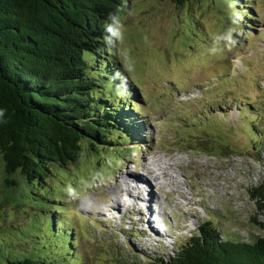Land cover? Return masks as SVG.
Listing matches in <instances>:
<instances>
[{
	"label": "rangeland",
	"instance_id": "rangeland-1",
	"mask_svg": "<svg viewBox=\"0 0 264 264\" xmlns=\"http://www.w3.org/2000/svg\"><path fill=\"white\" fill-rule=\"evenodd\" d=\"M127 5L115 18L116 44L109 43L123 76L104 83L106 97L123 105L120 115L127 117L124 153L112 155L118 145L86 151L77 164L53 167L42 188L27 186L19 173L10 185L0 156V251L10 248L0 262L29 255L37 245L28 233L40 237L42 230L51 232L52 243L40 238L38 254L48 256L51 244L57 254L65 246L73 252L74 239L76 264L169 258L205 221L245 240L264 236L254 223H264V214L251 196L264 181V0ZM158 164H171L181 187L162 177L151 188L160 197L157 229L169 228L162 234L145 229L137 212L144 214L142 204L128 209L122 185L132 184L130 172L148 177ZM12 192L19 201L8 199ZM39 194L48 205L35 202ZM115 198L122 212L111 211Z\"/></svg>",
	"mask_w": 264,
	"mask_h": 264
},
{
	"label": "trees",
	"instance_id": "trees-1",
	"mask_svg": "<svg viewBox=\"0 0 264 264\" xmlns=\"http://www.w3.org/2000/svg\"><path fill=\"white\" fill-rule=\"evenodd\" d=\"M128 1L0 0V156L10 185L17 184L13 179L19 173L27 186L42 188L53 167L77 164L86 151L97 152L102 146H110L108 150L118 145L112 155L124 153L120 146L128 142L122 137L131 138L127 117L120 115L123 105L106 97L104 83L123 76L115 58L109 57L114 51L109 43L116 44L115 18ZM169 1L183 6L195 0ZM251 196L264 214V181ZM7 197L19 201L14 192ZM37 197L35 202L49 204V197ZM254 223L264 231V223L256 218ZM40 232V237L28 233L37 245L29 255H9L0 264H53L48 262L53 259L76 264L80 254L74 239L73 252L65 246L68 257L62 254L65 248L55 253L54 244L49 255L41 257L40 238L42 244L52 239L51 232ZM147 264H264V236L245 240L205 221L174 256L149 257Z\"/></svg>",
	"mask_w": 264,
	"mask_h": 264
},
{
	"label": "bare ground",
	"instance_id": "bare-ground-1",
	"mask_svg": "<svg viewBox=\"0 0 264 264\" xmlns=\"http://www.w3.org/2000/svg\"><path fill=\"white\" fill-rule=\"evenodd\" d=\"M171 169H172L171 164L170 165L158 164L157 170L156 171L151 170L148 177L145 175H143V177H134L130 172L129 175L127 176L128 178L126 177V179L128 180L127 182H130L132 184L129 185H126L124 183L122 184L125 185V187L128 189V190L125 189L124 191L125 192L129 191V196L123 195V197L126 196L129 199L128 209H131L130 207L132 202H139L140 204H142L144 214L141 212V209H138L137 212L141 213V218L143 219V221H145V226H144L145 229L151 231L152 233L157 232L159 234H162L163 233L162 229L168 228L167 225L162 224L163 228L160 227L159 229H157L159 227L158 215L161 213L160 216H162V212L159 209L158 210L155 209V207H157L155 205H158V202L160 201V197L159 196L156 197V195L154 196L152 194V189H151L152 186L154 185L155 182H157L158 180L160 181L162 177H164L170 182L173 181L172 184L171 183L168 184L169 186L174 185L179 190L181 189V187L177 186L179 184L177 182V179L172 175ZM136 193H139V195H136ZM185 195L186 194H184V196ZM115 201H116V206L113 209H111V211L122 212V204H120V202H118L116 198ZM162 219L164 218L162 217Z\"/></svg>",
	"mask_w": 264,
	"mask_h": 264
}]
</instances>
